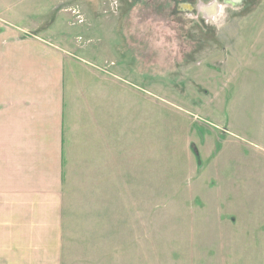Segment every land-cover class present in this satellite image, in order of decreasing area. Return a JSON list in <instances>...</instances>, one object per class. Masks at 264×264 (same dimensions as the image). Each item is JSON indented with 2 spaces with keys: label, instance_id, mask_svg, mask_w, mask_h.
<instances>
[{
  "label": "rangeland",
  "instance_id": "obj_1",
  "mask_svg": "<svg viewBox=\"0 0 264 264\" xmlns=\"http://www.w3.org/2000/svg\"><path fill=\"white\" fill-rule=\"evenodd\" d=\"M0 19L110 101L66 163L61 264H264V0H0Z\"/></svg>",
  "mask_w": 264,
  "mask_h": 264
},
{
  "label": "crops",
  "instance_id": "obj_2",
  "mask_svg": "<svg viewBox=\"0 0 264 264\" xmlns=\"http://www.w3.org/2000/svg\"><path fill=\"white\" fill-rule=\"evenodd\" d=\"M11 30L0 24V264H61L66 163L89 156L95 104L110 101L67 81L59 45Z\"/></svg>",
  "mask_w": 264,
  "mask_h": 264
},
{
  "label": "bare ground",
  "instance_id": "obj_3",
  "mask_svg": "<svg viewBox=\"0 0 264 264\" xmlns=\"http://www.w3.org/2000/svg\"><path fill=\"white\" fill-rule=\"evenodd\" d=\"M226 1L235 3L234 0H226Z\"/></svg>",
  "mask_w": 264,
  "mask_h": 264
},
{
  "label": "water",
  "instance_id": "obj_4",
  "mask_svg": "<svg viewBox=\"0 0 264 264\" xmlns=\"http://www.w3.org/2000/svg\"><path fill=\"white\" fill-rule=\"evenodd\" d=\"M240 0H234L235 3H238Z\"/></svg>",
  "mask_w": 264,
  "mask_h": 264
}]
</instances>
